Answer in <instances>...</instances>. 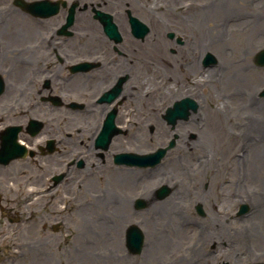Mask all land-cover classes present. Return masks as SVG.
<instances>
[{"label":"rangeland","instance_id":"374dc122","mask_svg":"<svg viewBox=\"0 0 264 264\" xmlns=\"http://www.w3.org/2000/svg\"><path fill=\"white\" fill-rule=\"evenodd\" d=\"M24 1L31 2L35 0ZM64 1L65 6H60L61 12L41 22L43 23L41 27L36 26L34 24L35 20L30 18V16L23 14V12L13 4L14 0H0V20L2 21L0 28L5 25L4 23L9 27L12 22L20 26L26 24L27 26L31 25L41 28V31H39L41 33L36 37L33 34V38L31 39L29 36L26 40L16 39L10 41V43L6 41L5 48L3 45L5 40H0V75H5L9 70V73L13 74L15 68V72L19 71L20 68L18 65L20 62H33L35 65L39 64L42 69L46 68L47 65H51L48 62H53L57 65L54 66L55 72L59 77H63L67 74L68 65L72 62H80L82 60L106 62L108 56L114 55V52H111L110 49H108L106 55H104L103 50L106 49L103 47L102 41H99V38H94L95 34H92V31H83L82 27L85 28L83 24L78 25L76 23L73 29V36L69 38L66 45L61 48H64L67 52L64 51V55L61 56L54 54L52 48L57 45V42L59 43L61 37H57L48 42L46 38L48 37V33L64 20L62 13L69 7L71 0ZM83 1L84 3L80 8L77 7L76 12L81 11V13H86L88 15L93 25L88 29H94L95 33V28L98 29V26L92 19L91 9L93 8L104 12H121L120 16H122L125 21V12L129 10L134 15L140 17L144 23L148 24L150 33L144 47L139 45L138 42H134L135 47L133 49L132 46H130V48H125L124 44V48H122L124 50H120L124 55L134 54L133 56L136 62H139V60L140 62H158L156 58L157 55L153 53V49L155 48L153 46L155 42L154 38L165 42L160 51L175 69H177L181 63L183 65L192 64V62L188 61L189 58L187 61L185 59L183 61L181 60L184 54H186V52L183 51L186 50L189 45L190 48H193L189 57H194L199 53L200 56L203 57L206 52H198L199 49L197 50L195 48L197 43L198 46L200 45L199 38L195 36L200 17L202 19V24L198 27L201 31L203 30L202 33L204 35L205 33H209L210 27L212 30L213 27L215 28L213 34L217 31L220 35L221 41L218 44L219 52H221L222 56L219 55L218 50H207V53L213 54L217 61L215 66L209 68L212 70L208 75L204 74L203 68L199 67V65H197V69L195 68L196 66H192L193 70H190L188 74L184 71L188 78L185 82H189V80L191 81L195 78L197 80L204 79L199 84L193 85L194 90L191 87L192 84H189L188 87H186L187 90L183 92H191L189 94L199 106V117L194 118V120H191L190 117L187 121L177 123V125L183 123L185 127L189 129V131H186V134L183 135H185L187 141L193 143V145L190 148H185L182 144L174 145L162 159V165L160 163V166L148 170L150 176L154 175L151 178L143 177V173H141L140 170L137 172L135 171L136 173L133 180H137L138 182H136L137 186L133 189L129 188L126 190L123 187H117L118 184L116 182L111 184L107 183L106 180L109 178L118 181L116 180V176L119 175L118 168L115 167V165L111 167L112 164L109 163L111 162L110 156L123 152H140L141 154L152 152L166 145L169 140L173 139L177 125L172 128L163 121H161L162 124L158 118L161 111L156 118L159 123V128L164 131V136H160L158 140L155 136L151 138L154 134L155 126L152 124L143 125L147 122H143L142 120L141 122L139 121V123L134 122L133 125L131 124L130 127H127L126 134L119 136V138L121 141H125L129 144L128 150L122 149L118 141L113 142V146L109 148L110 153H102L105 166L103 167L104 170L99 172H105L106 175L104 176L102 173L98 175L97 173L94 177L92 176L88 179L90 181L92 180L90 192H85V188H78L81 184L75 181V185L74 183L68 185L70 188H72L73 185V189L69 191H64L61 186L53 190L52 194L42 193L33 201H29L27 199L28 191L42 187L44 177L58 170L65 160H69L68 157L71 156V154H69L66 149L69 147L71 149H86L88 143L85 140L90 136L88 126H91L93 123V117L87 120L84 114L80 112H74L71 114L73 115L72 118H67L66 115H68V112L63 108L61 111H55L49 108L50 105L40 104L37 106L32 112L33 114H29L28 117L39 118L43 121L45 124L44 126L42 125V129L47 132V136H64L67 140H63L60 145L56 143V148L63 151L62 156L41 158L39 159V164H36L35 167H31L28 163L16 164L12 162L6 170L0 172V182H3V185L0 184V195L2 196L0 200V264H94L95 259L99 261L98 264H121L119 258L123 256L125 260L128 259L127 264H152L151 261L145 263L141 261L143 253L148 246H145L142 254L138 257L133 254L130 255L127 252L124 245L123 232L131 225L130 221H134V219L135 225L139 224L140 227L143 226L142 224L146 223L148 218L152 217V215H158L159 212L157 211L156 213V211H154L155 209L157 210V208L150 207L148 208L149 211H146L147 213H135L131 208L127 211L129 218L125 217V215L120 216L122 221H115L112 217V213L114 209H118V207L123 204V199L128 198L132 201L136 197H141V195L146 192L144 191L146 188L148 191L152 192L151 195L155 196V191L163 186L161 183L158 184V181L163 179L170 183H176L178 184L176 187L182 188L179 196L180 198L176 199L178 204L181 205V208L176 207L170 214L176 218V228L187 230L188 233L172 237V240L157 253L159 257H155L154 264H218L225 261L229 264H245L249 262L254 263L255 260L264 263V239L261 241L258 240L255 236L256 231H254L256 230L254 222H257L258 216H255L253 221V217L240 218L235 215L242 202L249 204L251 207H256L261 204L264 207V197L260 199V194L262 195L264 191V158L259 162L253 163V158L250 157L252 156L250 154L252 147L250 148L249 146V142H254L255 138L260 139L259 143L255 141V145L264 144V130L258 132V136L255 134L250 137L242 135V131L246 129L249 120L255 123H261L264 127V99L258 98L259 92L264 89V66L259 67L254 63L255 54L259 52L261 48H264V0H239L238 2H234L233 0H229L228 2L227 0H139L138 5L132 0H128V5L125 4L124 7L113 4L111 0H82V2ZM183 2H195L196 6H189L181 9V3ZM211 3H225L222 7L225 9L214 19L210 17L208 19V24H203V13L209 11L211 13ZM239 3L240 5L238 6ZM6 12L10 13L7 17L5 16ZM151 13H154V18L150 16ZM17 15L23 18L25 22L18 17L15 22V17ZM259 24L260 27H258ZM157 28L158 31L156 30ZM157 32L160 33V35L157 36ZM171 33L173 37L168 38V34ZM123 34L125 38L126 35L124 32ZM242 34L245 35L242 36ZM180 35L183 44L184 42L186 43L184 46L176 44L177 36ZM23 36L26 35L24 34ZM94 39L95 42L93 43ZM196 40H198L197 43ZM157 43H160V41H157ZM99 44L102 45L103 50L100 48ZM244 46H249L248 48L251 49L250 57L246 60L239 54V50L244 48ZM140 49L145 50V53L143 54ZM194 60L195 58L193 61ZM196 61L200 62L199 60ZM130 62H133V60ZM243 66H246L248 73L256 74V76L253 77L252 75L243 74L242 70L240 71ZM235 67H238L237 71L239 73V78L242 80L225 84L222 79L223 69H225L224 74L227 73V71H229V74L232 68ZM132 71H135V75L138 74L135 68L131 69V72ZM178 71L180 72L181 68L178 69ZM27 74H30L29 70L24 73L23 77H26ZM150 74H141V78L138 79H136V76L133 78L134 80L131 81L128 86V89L130 88L129 90L131 91L128 101L136 98V91H138L139 88L142 90L143 87L141 81L151 77ZM218 74L220 75L219 77ZM154 76L155 79L158 78V80L161 78L164 79V72L159 71ZM169 76L172 77V80H176L174 86H177V78L174 74H169ZM202 76L204 77L202 78ZM243 76L244 78H242ZM4 80V85L6 86L7 84L8 86V80ZM98 80L100 79L98 78L95 82L93 81L91 83L95 84L99 82ZM47 81L49 84L47 88L42 87V85L40 86V89L43 91H41L42 93L30 97L27 95L22 98L21 101H18V98L11 99L6 95L0 102V114H3L4 110L9 106L19 103L26 107L28 103L37 101L41 96H46V92L52 91L50 84L53 86V83L56 81L57 90L56 92L53 91L52 95L61 97L60 100L62 103H67L69 101H74L76 103L87 102L100 93L96 85L92 86L94 89H91L90 87H82L81 84L83 82L78 84L72 83L68 84L64 90V92L71 91L73 93L72 98L68 100V98L63 96V92L61 93L58 91L61 85L58 79L52 78ZM59 83L60 85H58ZM54 85L56 86L55 83ZM186 85L183 84V87ZM79 86L84 89L80 91L81 88H78ZM134 87H136V89ZM210 89L215 93H210ZM247 89L248 92H250L249 95L246 92ZM10 95H13V92ZM237 98H240V100L245 99V105L238 113L235 109L241 104L240 102L235 103ZM128 101H124L122 105H120V108L117 109L118 113L120 112L123 116V119L127 115V112L135 114L136 109L138 114L140 110L143 111L139 104L136 105L133 101V104L130 102L128 103ZM159 101L160 97L157 95L154 102L159 104ZM247 105L249 107H247ZM16 111L18 112L17 108L12 111V114H15ZM84 111L87 113V108H85ZM143 112L144 115H150V113L146 111ZM12 114H10V119L8 118V120L3 121L5 122L4 125L10 123L21 124L28 119L27 116L25 118H18L12 116ZM209 121L214 122V126L211 127V132L209 134L202 135V131L207 128V123L209 124ZM151 127L152 130L150 129ZM65 132L70 135L78 136V139L67 136ZM69 137L71 138L68 139ZM41 138H45V136ZM199 140H201V143L204 142V144L198 143ZM77 144H79L80 147H78ZM244 151H247L246 154L248 156L246 159L242 158L243 156L241 155L244 154ZM235 153H239L242 157H234ZM53 158H59L61 162L52 166L51 160ZM85 162H87V159H85ZM98 162L99 160L94 159L92 164L96 166ZM201 162L203 165L207 166V172L200 170L198 167V163ZM82 167L83 169L78 170L80 172L79 176L90 172V167L86 163L85 165L83 163ZM173 169L174 171L172 172ZM148 171L145 170V172ZM177 172L183 174L187 183V179L189 177L192 178L190 182L192 185L187 186L189 193H185L186 190L183 186L180 187L179 181L175 178ZM203 174L205 178H203ZM99 182H102L101 185ZM5 185L7 190L5 189ZM165 186L169 187V185ZM9 187L13 188L14 192H10L8 189ZM211 190L213 191V205L211 206L210 204L209 207L202 203L201 206L199 202L197 204L196 200L193 198L194 194L196 197L202 198L211 193ZM168 196H170L169 193L166 198L157 201L162 202L166 200ZM103 198L107 200L97 209L99 204L96 206L94 201L98 199L102 200ZM222 203H226V205ZM75 204L80 205V207H74L75 211H71V207ZM198 206H200L203 211L202 215H199L196 211ZM207 206L210 208L211 214H207ZM80 212L82 214L86 212V214L80 217ZM212 214L217 220L213 221L211 228L218 232V237H215L213 241L210 242H214L215 244L209 246L208 242H200V250L197 251V254L190 255L194 249V238L197 236L198 232L206 229L207 225L203 224H206L208 219L212 218ZM17 219L19 221H16ZM84 219H92L94 223H104V225H106V230L94 228L92 225L89 226L91 229L84 228V224L81 222ZM141 220L143 223L140 222ZM10 221L13 223H10ZM119 221L123 224L121 225L122 227L120 229H113L111 226L115 224L119 225ZM57 222H61V225H58L55 229L53 226L57 224ZM163 223V225H159V233L165 236L170 235V230L172 229L170 224L166 222ZM143 229L145 232L144 227ZM222 229L225 233L224 236H220L219 234V231ZM236 233H239V237H233ZM97 235L98 237L95 238L94 236ZM245 236L252 237V239H250L252 242L250 243L249 240H246L249 238H245ZM148 240L149 238L146 240V245L150 243ZM223 242H226L227 248H224V250L220 248L217 249L219 243ZM149 245H151V243ZM220 246L222 248V245ZM213 247L217 248L214 249ZM82 248L84 249L82 250ZM80 251L83 254L80 253ZM212 251H217L219 253L212 254ZM255 253H260L259 258L253 259L255 258Z\"/></svg>","mask_w":264,"mask_h":264},{"label":"bare ground","instance_id":"6f19581e","mask_svg":"<svg viewBox=\"0 0 264 264\" xmlns=\"http://www.w3.org/2000/svg\"><path fill=\"white\" fill-rule=\"evenodd\" d=\"M80 3H83L82 0H78ZM113 4L115 5H118V6H122L124 7L126 3H128L129 1L128 0H111ZM136 5L139 4V0H132ZM224 1V0H222ZM229 0H227L228 2ZM232 1V0H231ZM234 2H238L239 0H233ZM226 2V1H225ZM225 5V3H218V4H213L211 3V13L209 11V8H208V11L209 12H204L203 13V24H208V19L211 17L212 19H214L215 17L218 16L219 13H222V11H224L225 8H222L223 6ZM240 5V3L238 4V6ZM118 16V15H117ZM152 18H154V13H151L150 15ZM21 18L19 17V15H17L15 17V22L18 18ZM259 17V16H258ZM263 17V16H262ZM261 17V18H262ZM23 19V18H21ZM24 21V19H23ZM200 21L198 23V26L202 24V19L200 17V19L198 20ZM25 22V21H24ZM76 23L79 25V24H83L85 26L82 27V30H86V32L88 31H92V34H95V37L94 38H101L100 36V30H99V27L98 29H96V33L94 31V29L92 30H89L88 28L90 26H93L91 21L89 20L88 18V15L86 13H81L80 15L76 16ZM122 23L124 24V20H122ZM5 25L2 26V28H0V40H5L3 42V45H4V48L6 46V41L10 43V41H13V40H16V39H23V40H26L29 36H30V39L33 38L32 35L34 34L35 37L38 36L41 32V28H38V27H34V26H31V25H18V24H14L12 22V24L8 27V25H6V23H4ZM158 25V24H157ZM197 26V31H196V37L199 38V42H200V45L197 46V48H199L203 53L204 52H207V50L209 49H214V50H218V53L219 55L222 56L221 52H219V42L221 41V37L220 35L218 34V32L216 31L214 34V30L215 28L213 27V30L211 29L210 27V30H209V33L205 35L202 33L201 29ZM260 27V24L259 26ZM5 28V29H4ZM3 29V30H2ZM158 31V28L156 29ZM98 31V32H97ZM26 35V36H23V35ZM156 35H160V33H156ZM245 34H242V36H244ZM241 37V36H239ZM155 39V42L153 44V46L155 47L153 49V53L155 55H157V59H158V62H134L132 63L133 66L137 67V71H138V75L136 76V79L138 78H141V74L145 75V74H150L151 77H149L148 79H145V80H142V90L139 89L138 92H136V98L134 100L131 99V101H128V103H132V101L134 102V104L138 105L141 107V109L143 111H146L148 113H150V115L148 114H145L144 115V112L143 111H139V113L137 114V110L135 109V114H132V118L131 120L134 121V122H139V121H143V122H149V124H154L156 126H158V129L155 130L153 136L151 138H153L154 136L157 138V140L160 138V136H164V131H162L160 128H159V124L158 122L156 121V114L159 112V111H162V108L164 106H168L170 105L172 102L176 101V100H179L180 98H182L183 96H186L187 93H190V91L186 92V93H183L185 90H187V88H184L183 87V84H185V81H186V78H187V74L190 70H193V67H195V64H192L191 66L189 65H182L179 64L178 68L175 69L172 67V65H170L169 63V60L166 59L165 55L162 54V52L160 51L162 46H164L165 42L162 41V40H158L156 38ZM157 41H160V43H157ZM104 44H107L106 41H103ZM125 46L127 48H130V46H132V49L135 47L134 43H126ZM249 47V46H248ZM247 46H244V48H242L241 50H239V54L243 56V58L246 60L250 57V53H251V49L248 48ZM196 48V47H195ZM141 52L144 54L145 53V50H142L140 49ZM65 51V50H64ZM64 51L62 49V53L64 54ZM193 51V48H190V46H188V48H186V50H184L183 52H186V54L184 55V57L181 59L182 61L185 59V56L189 55V53ZM67 52V51H65ZM134 55V54H133ZM134 57V56H133ZM180 58V57H179ZM191 60V57H187L186 60ZM176 59V58H175ZM244 60V62H245ZM142 61V60H141ZM246 65V63H245ZM181 68V71L179 72L178 69ZM238 67H235V68H232L231 72L228 74L229 71H227V73L224 74L225 72V69H223V76H222V79H223V82L225 84H230V83H233V82H236L237 80H242L241 78H239V73H238ZM212 69H205L204 70V74L208 75L210 72H211ZM242 70L243 74L245 75H252L253 77L256 76V74H250L247 72L246 70V66H243L241 67L240 71ZM152 71V72H150ZM159 71H162L164 72V79H155V74ZM184 71L187 73L185 74ZM26 72V70H20L18 71L15 75H14V82L15 84H17L18 86L20 87H23V83H22V80H23V75L24 73ZM101 74H104L106 77L107 75H109L110 77L112 75H114L115 73L116 74H127L128 73V64L126 62H121L119 65H117V68L113 67V68H106V69H103L100 71ZM248 73V74H246ZM169 74H174V76L177 78V86H174V83H176V80H172V77L169 76ZM183 75V76H182ZM109 77V78H110ZM204 76H202L203 78ZM244 78V76L242 77ZM135 79V80H136ZM110 79H107V81L105 83H102L101 81L100 82H97L95 84H91L89 82H87L86 80H84L85 82H83L81 84L82 87H91L93 88L92 86L96 85L98 86V89L101 88L103 85L107 84L109 82ZM202 80L204 79H201V80H198V81H191V84L192 85H197V83L199 84L200 82H202ZM244 80V79H243ZM168 83V84H167ZM129 81L127 83H125V86L126 87V91L124 92V96L123 98L125 99H129L130 98V95H131V91L128 89L127 90V87L129 86ZM184 88V89H183ZM213 92L211 89H210V93ZM247 94L249 95L250 92H248V89L246 90ZM25 92L21 93L20 97L23 96ZM215 93V92H213ZM245 94V95H247ZM159 96L160 97V101H159V104L155 103L154 102V99L156 98V96ZM209 97V95H208ZM240 102V106L239 107H236V111L237 113L240 112L241 109H243L244 105H245V99H241L240 98H237V100H235V103H238ZM133 104V103H132ZM264 104V102H263ZM162 107V108H161ZM247 107H249L247 105ZM110 108V106H107L106 108L105 107H102L103 111L100 113V116L102 115L103 112H107L108 109ZM255 108H258V107H255ZM258 110L260 111H263L262 109H259ZM143 112V113H142ZM264 112V111H263ZM142 113V114H141ZM205 113V111H204ZM207 113V112H206ZM141 114V115H140ZM153 114V115H152ZM200 115V110L196 111L195 113L191 114V119L194 120V118L196 117H199ZM215 115V114H214ZM92 116H90L89 118H91ZM94 118H97L98 116L97 115H94L93 116ZM143 117V118H142ZM95 120V119H94ZM214 126V122L212 121H209V124L207 123V128L205 130H203V134L202 135H206V134H209L211 131V127ZM184 130V131H183ZM264 130V127L261 123H255L254 121L252 120H249V123L246 127V129L244 131H242V135H244L245 137H250L251 135H256L258 136V132H261ZM142 131V130H141ZM140 131V132H141ZM186 131L188 132L189 129L185 127V125L183 123H179L175 129V137H176V144H182V146H184L185 148H190L193 143L191 142H188L187 141V138H185V135L183 134H186ZM205 131V132H204ZM182 134V135H181ZM216 137V136H215ZM218 137V136H217ZM260 137V136H259ZM261 138V137H260ZM119 141V142H118ZM116 142L119 143V146L122 147V149H126L128 150L129 148V144L127 142H123L121 140H118ZM232 141V140H231ZM234 142V141H232ZM198 143H201V140L198 141ZM252 143V144H251ZM201 144H204V142H202ZM251 145L252 149H251V152L250 154L253 158V163H256L257 161L259 162L261 159L264 158V144L262 145H255L254 142H249V146ZM247 154L243 156V158H247ZM248 161V160H246ZM198 167L200 168V170H203V171H206L207 172V166L203 165L202 162L201 163H198ZM119 171V175L116 176V180L118 181H114L113 178H109L107 181V183L111 184L113 182H116L118 184L117 187H123L125 188L126 190H128L129 188H135L137 186L136 184V181L133 180V178L135 177V171L133 169H125V168H119L118 169ZM174 171V169L172 170V172ZM175 178L179 181V184H180V187H184V189L186 190L185 193H189L188 190H187V186H191L192 183H190L192 181V178L189 177L187 179L188 183L185 181V178L183 177V174H180V173H176L175 174ZM203 178H205L204 174H203ZM120 179V180H119ZM110 181V182H108ZM164 182L165 184H168L170 186L171 189V194L169 196L168 199L164 200L163 202H158V201H154L153 200V197L151 196V194L149 193V191L146 189H144V191H146L145 193H143V196L142 198H144L146 204H149V207L151 208H157L159 209V212H160V218H156V219H153V218H150V220H147L146 223H145V226L146 228L148 229V238L150 239L151 241V246L148 247V249H145L144 253H143V258H141V261H143V263L145 262H152V264L155 263V257H159L157 254L159 251H161L163 249L164 246L167 245V243L172 240V237H177V236H180L181 234H186L188 233L187 230H181L180 228H176L175 226V219L171 214L170 212L173 210V209H176V207H180L181 208V205L178 204V202L176 201V199L180 198V194H181V189L182 188H178L176 187V184L175 183H170L168 182L167 180H159L158 183H162ZM91 183H92V180H91ZM90 183V184H91ZM102 182H99V184L101 185ZM106 183V184H107ZM170 183V184H169ZM90 184L88 185L87 189H91V186ZM212 190H211V193H209L208 195H205L203 196L202 198H198L196 197V195L194 194L193 198L196 200V202H200L204 205H208L210 207V204L211 206L213 205V195H212ZM264 197V191L262 193V195L260 194V199ZM107 199L106 198H103L102 200H97V201H94V203L96 204V206H99L97 207V209L99 207H101L102 203L104 201H106ZM133 202L130 201L128 198H125L123 199V204L118 207V209H114L113 210V213H112V217L115 219V221H122V219L120 218V216L122 215H125V217L129 218L128 217V214H127V211L129 209H131L133 207ZM207 206V214H211L210 212V208ZM254 208V207H253ZM156 211V209L154 210ZM180 212V211H179ZM91 213V212H89ZM86 212H83V214L80 212L79 216H83L85 215ZM255 216H258L257 217V222L255 223L254 222V226L256 227V238L258 240H263L264 239V210L260 211L257 215ZM255 216L253 217V221H254V218ZM131 218V217H130ZM158 219V220H157ZM160 220V221H159ZM217 218L215 216H213L212 214V218H209L207 223L203 224V225H207L206 229L204 231H201V232H198L197 236L194 238V249L192 250V254L190 255H195L197 254V251L200 250L199 249V244L200 242H205V241H209L208 243H211L210 241H212V239H214L215 237H218V232L214 231L211 226H212V223L213 221H216ZM96 221V220H95ZM118 222L119 225L115 224L114 226H111L114 228H118L120 229L123 225L121 222ZM251 222H253L252 220H250ZM83 226L84 228H90L89 226H93L94 228H97V229H104L106 230L104 223H99V222H96L94 223L92 221V219H84L83 221ZM132 222V221H130ZM163 222H166L168 224H170L171 226V234L170 235H162L159 233V225H163L164 223ZM95 225V226H94ZM110 227V228H111ZM91 229V228H90ZM240 230V229H238ZM227 233V232H226ZM219 234L220 236H224V232H223V229L219 231ZM95 238L98 237L97 236H94ZM233 237H239V233H236L234 234ZM84 248H82L83 250ZM80 253H82L80 251ZM83 254V253H82ZM200 254V253H198ZM186 259V258H185ZM120 260V263L121 264H127L128 263V259L125 260L124 256L123 257H120L119 258ZM159 261V260H158ZM98 260L95 259V263L94 264H98Z\"/></svg>","mask_w":264,"mask_h":264},{"label":"water","instance_id":"95a60500","mask_svg":"<svg viewBox=\"0 0 264 264\" xmlns=\"http://www.w3.org/2000/svg\"><path fill=\"white\" fill-rule=\"evenodd\" d=\"M152 156H149L148 158H151Z\"/></svg>","mask_w":264,"mask_h":264}]
</instances>
